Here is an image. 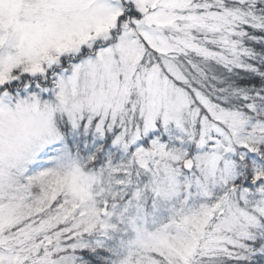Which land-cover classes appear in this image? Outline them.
<instances>
[{
    "label": "snow or ice",
    "instance_id": "obj_1",
    "mask_svg": "<svg viewBox=\"0 0 264 264\" xmlns=\"http://www.w3.org/2000/svg\"><path fill=\"white\" fill-rule=\"evenodd\" d=\"M0 264H264V0H0Z\"/></svg>",
    "mask_w": 264,
    "mask_h": 264
}]
</instances>
